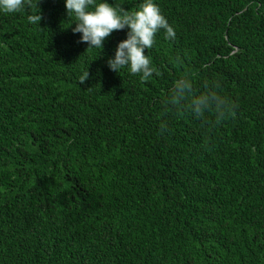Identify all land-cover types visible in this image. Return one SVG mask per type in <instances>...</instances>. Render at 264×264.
<instances>
[{
	"label": "trees",
	"instance_id": "1",
	"mask_svg": "<svg viewBox=\"0 0 264 264\" xmlns=\"http://www.w3.org/2000/svg\"><path fill=\"white\" fill-rule=\"evenodd\" d=\"M153 3L176 36L144 82L107 65L127 27L87 49L65 0L0 10V264H264V0ZM179 77L234 115L197 120Z\"/></svg>",
	"mask_w": 264,
	"mask_h": 264
},
{
	"label": "clouds",
	"instance_id": "2",
	"mask_svg": "<svg viewBox=\"0 0 264 264\" xmlns=\"http://www.w3.org/2000/svg\"><path fill=\"white\" fill-rule=\"evenodd\" d=\"M34 6L38 11L28 15V21L39 24L43 18L39 0H36L35 5L33 0H0V10L6 13H16ZM65 9L68 18H72V23L75 24L72 32L81 34L78 42L87 43V49L101 50L103 42L111 33L127 27V38L118 42L114 57L107 61L110 70L119 73L121 69L128 68L131 74L140 76L141 82L147 81L154 74L161 75L152 66L145 49L153 47L158 31L164 30L166 39H174L176 33L153 0H145L131 13L122 6L118 11L108 0H65ZM88 77L87 70L79 77V84H84ZM218 89V84L208 82L200 90L190 77H179L173 82L172 102L180 104L186 100L188 109L197 120H211L218 125L234 115L233 109L236 107Z\"/></svg>",
	"mask_w": 264,
	"mask_h": 264
}]
</instances>
